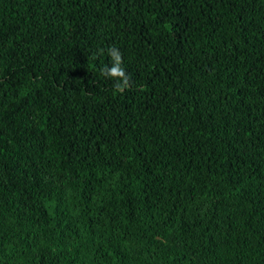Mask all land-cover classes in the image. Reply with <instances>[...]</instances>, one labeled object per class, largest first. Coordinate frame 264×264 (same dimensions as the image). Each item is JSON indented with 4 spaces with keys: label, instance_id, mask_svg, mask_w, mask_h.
Instances as JSON below:
<instances>
[{
    "label": "trees",
    "instance_id": "1",
    "mask_svg": "<svg viewBox=\"0 0 264 264\" xmlns=\"http://www.w3.org/2000/svg\"><path fill=\"white\" fill-rule=\"evenodd\" d=\"M0 264H264V0H0Z\"/></svg>",
    "mask_w": 264,
    "mask_h": 264
},
{
    "label": "clouds",
    "instance_id": "2",
    "mask_svg": "<svg viewBox=\"0 0 264 264\" xmlns=\"http://www.w3.org/2000/svg\"><path fill=\"white\" fill-rule=\"evenodd\" d=\"M110 54L114 57L116 64L111 68L107 70V74L112 77H124L123 69L119 66L120 62V56L114 49L110 50ZM117 89L120 90L122 88V85L117 84Z\"/></svg>",
    "mask_w": 264,
    "mask_h": 264
}]
</instances>
